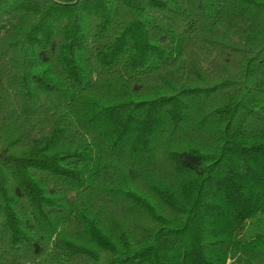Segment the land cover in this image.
Segmentation results:
<instances>
[{"label": "trees", "instance_id": "trees-1", "mask_svg": "<svg viewBox=\"0 0 264 264\" xmlns=\"http://www.w3.org/2000/svg\"><path fill=\"white\" fill-rule=\"evenodd\" d=\"M0 264H264V0H0Z\"/></svg>", "mask_w": 264, "mask_h": 264}]
</instances>
